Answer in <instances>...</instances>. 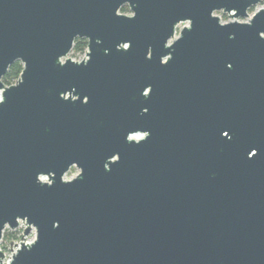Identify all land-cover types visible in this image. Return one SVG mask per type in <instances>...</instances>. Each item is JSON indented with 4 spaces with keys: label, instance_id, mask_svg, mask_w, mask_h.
Here are the masks:
<instances>
[{
    "label": "water",
    "instance_id": "obj_1",
    "mask_svg": "<svg viewBox=\"0 0 264 264\" xmlns=\"http://www.w3.org/2000/svg\"><path fill=\"white\" fill-rule=\"evenodd\" d=\"M262 1L0 0L7 264H264Z\"/></svg>",
    "mask_w": 264,
    "mask_h": 264
},
{
    "label": "snow or ice",
    "instance_id": "obj_2",
    "mask_svg": "<svg viewBox=\"0 0 264 264\" xmlns=\"http://www.w3.org/2000/svg\"><path fill=\"white\" fill-rule=\"evenodd\" d=\"M135 15H136V14H132L131 16L128 17V19H132V18H134ZM179 20H180V21H186L187 23L184 24V25H182V26L187 27V29H188L189 31L191 30V28H192V24H193V21H192L191 19H189V18H180ZM84 37L88 39L87 36H84ZM77 38H80V36H77ZM174 40L176 41L175 37H173V39H170V40H169V44H172ZM88 41H89V40H88ZM130 44H131L130 41L120 42V43H118V44L116 45V48H117L118 51H124V52H127V51L130 49ZM147 52H148L149 54H148V57H147L146 59H151V56H152V50H151V49H148ZM64 59L66 60V59H68V57H65ZM169 61H170L169 58H165V61L162 62V65L167 64ZM61 63L63 64V61H62ZM228 67L230 68L231 65H228ZM24 71H25V69H24ZM12 87H14V85H13ZM12 87H11V88H12ZM72 90L75 91V89H72ZM151 91H152V87H151V85H147V86H145V87L143 88V90H142V92H143V97H144V98H148L149 95H150V93H151ZM84 98H85V104H86V103L88 102L89 98H88L87 96H84ZM4 99H5V89H4V88H0V103H3V102H4ZM147 111H148V109H147V108H144V112L146 113ZM221 133L223 134V135H221L223 138L231 139L230 133H229L228 131H222ZM149 135H150V133L146 131V132L144 133L143 136H136V137H134V138H131V137H130L129 139H135V140H137V141H141V140L143 141V140H144L145 138H147ZM247 155H248L249 158L254 157V156L256 155V150H255V149L250 150V151L247 153ZM119 158H120V157H119ZM119 158H115V157H114L115 162H118ZM40 180H41V181H45V180H46V177L41 176V177H40Z\"/></svg>",
    "mask_w": 264,
    "mask_h": 264
},
{
    "label": "trees",
    "instance_id": "obj_3",
    "mask_svg": "<svg viewBox=\"0 0 264 264\" xmlns=\"http://www.w3.org/2000/svg\"><path fill=\"white\" fill-rule=\"evenodd\" d=\"M261 3H263V2H261ZM120 10L122 12H125L128 9H127L126 6H122L120 8ZM253 10L254 9H251V11H253ZM74 42L75 43H74V45L72 47L73 54L74 55L77 54V53L81 54L85 50V47H86V44H87L86 40L84 38H79L77 41L75 39ZM14 62L9 66L7 72L2 77V81L6 85H10V84L14 83L15 80L19 77V74H20V72L22 70L23 66H22L21 62L20 61H17L16 63H14ZM3 236H5V239H12L16 235H15V232L7 231V233L5 235H3Z\"/></svg>",
    "mask_w": 264,
    "mask_h": 264
},
{
    "label": "rangeland",
    "instance_id": "obj_4",
    "mask_svg": "<svg viewBox=\"0 0 264 264\" xmlns=\"http://www.w3.org/2000/svg\"><path fill=\"white\" fill-rule=\"evenodd\" d=\"M260 6H264V3H262ZM259 6V7H260ZM219 12L220 14L217 15L221 21L225 22V21H230L232 20V18H230L227 14L225 13H222L221 11H217ZM216 13V12H215ZM238 21H245L246 19L245 18H237ZM80 53H77V54H72V53H68V57H70L71 59H77L78 57H80ZM77 169L72 167L65 175H64V179L65 177H67L68 179H70L71 177L75 176L76 173H77ZM7 231H9V229H5L4 232H3V235H5L7 233ZM30 237V234L28 235V238L26 240H28ZM17 239L16 238H13L12 240L11 239H5V236H2V239L0 241V247H1V250L2 252L4 253L5 257L2 259V264L6 262L7 258L12 255V251H13V244H11V242L13 241V243L15 244L14 241H16Z\"/></svg>",
    "mask_w": 264,
    "mask_h": 264
},
{
    "label": "built area",
    "instance_id": "obj_5",
    "mask_svg": "<svg viewBox=\"0 0 264 264\" xmlns=\"http://www.w3.org/2000/svg\"><path fill=\"white\" fill-rule=\"evenodd\" d=\"M262 2L264 3V0H263ZM261 4H262V3H261ZM259 6H260V5H259ZM80 55H81L80 57H78L77 59H73V60H80V59H82V58L85 56V50H84V52L81 53ZM67 56H68V55H67ZM24 228H25V224H24V222L21 221V220H19L17 228H14V229H12V230L9 229V228H7V229H9V231H11V232H15V235H16V236H15L14 238L17 239L16 241H14L15 244L13 243V241L11 242V244H13V246H14L13 251H12L11 254H13V252L16 250V248L19 247V243H20L21 241H22V242H25V243H30V242H28L26 239L28 238V235L32 232V230H33L34 228H31L30 232H29L27 235H24V234H23ZM12 239H13V238H12ZM12 239H11V240H12ZM31 242H32V241H31ZM0 250H1V247H0ZM1 251H2V250H1ZM3 254H4V253H3ZM4 257H5V255H4ZM4 257H3V258H4ZM10 258H11V255L7 258L6 262L3 263V264H7V263L9 262ZM1 261H2V260H1ZM1 261H0V264H2Z\"/></svg>",
    "mask_w": 264,
    "mask_h": 264
},
{
    "label": "clouds",
    "instance_id": "obj_6",
    "mask_svg": "<svg viewBox=\"0 0 264 264\" xmlns=\"http://www.w3.org/2000/svg\"><path fill=\"white\" fill-rule=\"evenodd\" d=\"M220 13L219 12H216V13H213V15H219ZM127 15H129V16H131L132 15V13H127ZM223 22V21H222ZM79 38H76V41L78 40ZM75 43V42H74ZM85 51H87V48H85ZM19 59H17L14 63H16L17 61H18ZM68 178L67 177H65V180H67ZM5 227H6V225H5ZM36 238V230L35 229H33L32 230V232L30 233V237H29V239L27 240L28 242H31V241H33L34 239Z\"/></svg>",
    "mask_w": 264,
    "mask_h": 264
},
{
    "label": "flooded vegetation",
    "instance_id": "obj_7",
    "mask_svg": "<svg viewBox=\"0 0 264 264\" xmlns=\"http://www.w3.org/2000/svg\"><path fill=\"white\" fill-rule=\"evenodd\" d=\"M123 6H126L127 7V5H123ZM122 7V6H121ZM127 9H128V7H127ZM119 12H121V13H125V14H127V13H129L130 11H129V9L127 10V11H125V12H122L120 9H119ZM184 24H186L185 22H182V23H180V24H178V26L176 27V31H175V36H177V34H178V29H180L181 27H182V25H184ZM77 38V37H76ZM75 38V39H76ZM85 39V38H84ZM86 40V39H85ZM75 41V40H74ZM87 42V41H86ZM73 45H74V42H73ZM73 47V46H72ZM85 48H87V44H86V47ZM84 52V51H83ZM82 52V53H83ZM69 53H72L73 54V51H72V48H71V50H70V52ZM16 81V80H15ZM13 84V83H12Z\"/></svg>",
    "mask_w": 264,
    "mask_h": 264
}]
</instances>
